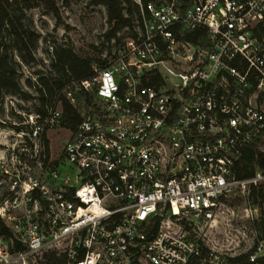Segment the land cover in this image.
I'll use <instances>...</instances> for the list:
<instances>
[{"label":"built area","instance_id":"2783aa9c","mask_svg":"<svg viewBox=\"0 0 264 264\" xmlns=\"http://www.w3.org/2000/svg\"><path fill=\"white\" fill-rule=\"evenodd\" d=\"M133 1L109 56L0 147V264H263L226 199L264 183L234 172L264 152V0ZM88 91L52 158L61 96Z\"/></svg>","mask_w":264,"mask_h":264},{"label":"rangeland","instance_id":"374dc122","mask_svg":"<svg viewBox=\"0 0 264 264\" xmlns=\"http://www.w3.org/2000/svg\"><path fill=\"white\" fill-rule=\"evenodd\" d=\"M31 1L34 5L26 9V15L39 32L35 59L29 62L22 61L17 51H12L13 58L18 61L17 72L21 90L12 92L4 88L0 91V147L4 146V142L12 141L13 129L22 126L21 122L25 113H39L38 109L43 108L50 92L45 89L43 95L40 94L38 79L40 76L58 78L54 62L59 49H69L77 55L89 58L90 70H93L107 58L105 56H109L113 45L118 40V31L115 35H109L114 27V21H107L106 7L101 2H93V0ZM128 5L126 4L125 12ZM129 6L133 7L131 4ZM5 38L8 39V37ZM49 44L53 45L52 51L49 50ZM73 79L75 78L71 80ZM76 95L77 108L79 110L86 108L82 94ZM14 123L18 125H13ZM70 132L71 130L63 125L52 127L47 131L45 138L52 158L60 152ZM226 204L233 228L244 229L250 241L260 239L261 230L254 227L257 224L254 222L260 221L263 217L264 202H260L259 199L255 201L249 190L237 187L226 199ZM250 206L255 207L256 211L251 213ZM219 229L224 230L222 227ZM240 238L242 239L241 235ZM250 245L242 242L240 249L246 251ZM29 264H42V262L30 261Z\"/></svg>","mask_w":264,"mask_h":264},{"label":"trees","instance_id":"16d2710c","mask_svg":"<svg viewBox=\"0 0 264 264\" xmlns=\"http://www.w3.org/2000/svg\"><path fill=\"white\" fill-rule=\"evenodd\" d=\"M93 2L103 3L107 11V21H114V27L109 35H115L123 26L131 24L139 14V7L133 0H93ZM126 4L133 6L128 5L127 12H125ZM33 5L31 0H0V91L4 88L12 92L21 90L17 72L18 61L13 58V50L17 51L22 61L29 62L35 59L39 32L26 15V9ZM54 63L58 78L40 76L38 79L40 94L43 95L45 89L50 92L43 108L38 109L40 112L46 111L54 103L57 89L72 78L86 76L92 71L89 58L77 55L69 49H59ZM82 97L85 103L91 102L93 91L84 92ZM61 105L62 125L74 130L81 117L77 106L64 95L61 96ZM256 166L264 168V152L253 145H247L235 164V176L240 179L251 177ZM249 192L255 201L259 199L260 202H264V183L257 187L251 186ZM254 223H257L254 227L261 230V239H264V213L260 221ZM7 232L6 227L0 223V233ZM262 261L264 264V259ZM42 264H63V261L62 258L51 254Z\"/></svg>","mask_w":264,"mask_h":264}]
</instances>
